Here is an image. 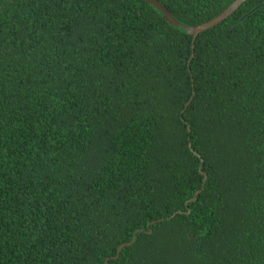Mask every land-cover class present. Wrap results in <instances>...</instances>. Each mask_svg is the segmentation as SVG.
Here are the masks:
<instances>
[{"label":"trees","instance_id":"1","mask_svg":"<svg viewBox=\"0 0 264 264\" xmlns=\"http://www.w3.org/2000/svg\"><path fill=\"white\" fill-rule=\"evenodd\" d=\"M191 56L144 0H0V264H264V0Z\"/></svg>","mask_w":264,"mask_h":264},{"label":"water","instance_id":"2","mask_svg":"<svg viewBox=\"0 0 264 264\" xmlns=\"http://www.w3.org/2000/svg\"><path fill=\"white\" fill-rule=\"evenodd\" d=\"M147 4L151 5L154 7V9H156L158 12L161 13L162 15V18L166 21V23H168L170 26L172 27H175V28H178L184 32H186L188 35H190L192 37V56L189 60V63L191 62L192 58H193V50H194V43L197 39V37L203 33V32H206L208 31L209 29L217 26L218 24L224 22L227 18H229L243 3H245L246 1L248 0H235L226 10H224L222 13H220L219 15H217L216 17H214L212 20L202 24V25H199V26H193V27H188V26H185V25H182L180 23H178L171 15V13L166 9L164 8L158 0H144ZM189 148L191 150L192 153H194L195 156L199 157L200 156L198 154H196L194 152V150L192 149V146L191 144H189ZM201 166H202V163H201ZM201 166L199 168V170L201 171ZM206 180V176L204 174V182ZM201 191H198L195 193L194 197L186 202V209H187V214H188V210H189V203L190 202H194L196 199H197V196L200 194ZM170 218H168L167 220H169ZM155 222H153L152 224H154ZM140 231H136L133 238H132V241L128 244H123L121 245L119 248H118V251H117V255L113 258V259H117L119 258L120 256V253L122 251V249L124 247H127V246H131L135 240V236L137 233H139ZM151 232H149L150 234ZM109 261V259H107L105 261V264H107Z\"/></svg>","mask_w":264,"mask_h":264}]
</instances>
